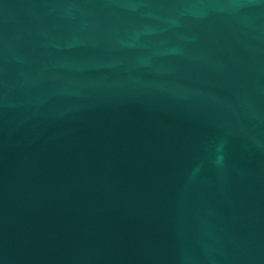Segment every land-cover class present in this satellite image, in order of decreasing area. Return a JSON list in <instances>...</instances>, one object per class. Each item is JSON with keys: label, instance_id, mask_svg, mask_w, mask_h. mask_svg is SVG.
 Segmentation results:
<instances>
[{"label": "water", "instance_id": "water-1", "mask_svg": "<svg viewBox=\"0 0 264 264\" xmlns=\"http://www.w3.org/2000/svg\"><path fill=\"white\" fill-rule=\"evenodd\" d=\"M0 264H264V0H0Z\"/></svg>", "mask_w": 264, "mask_h": 264}]
</instances>
